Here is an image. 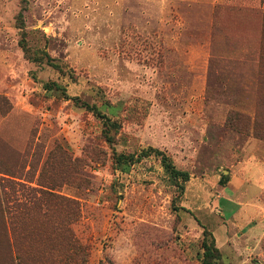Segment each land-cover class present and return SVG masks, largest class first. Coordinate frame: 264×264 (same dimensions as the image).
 I'll use <instances>...</instances> for the list:
<instances>
[{
	"label": "rangeland",
	"instance_id": "rangeland-1",
	"mask_svg": "<svg viewBox=\"0 0 264 264\" xmlns=\"http://www.w3.org/2000/svg\"><path fill=\"white\" fill-rule=\"evenodd\" d=\"M3 180L0 264H264V0H0Z\"/></svg>",
	"mask_w": 264,
	"mask_h": 264
},
{
	"label": "trees",
	"instance_id": "trees-1",
	"mask_svg": "<svg viewBox=\"0 0 264 264\" xmlns=\"http://www.w3.org/2000/svg\"><path fill=\"white\" fill-rule=\"evenodd\" d=\"M114 126H115V123H111L109 125V127H114ZM108 130L112 131L113 129H107V131L105 132V135L109 137L108 141L111 142L112 138L111 136H108ZM152 153L161 158L162 166L164 167L165 171L170 175L172 179H175V180L181 179L183 181H187L189 179L188 173L177 170L174 164L172 163L171 159L164 152L158 149H155V148H148L147 150H144L142 154H140L136 159L133 154H124V153L117 154L114 159L115 169L123 173H126L129 171L130 167L133 164H135L136 162L140 160L142 156H148ZM4 184H5L4 180L3 182H0L1 203L3 205L4 214L8 216L10 214V210H8L6 202L10 204L9 198H8L9 193L7 192L8 185L4 186ZM61 199H62L61 203L63 202L65 203V201L67 202L69 201L67 198H64V199L61 198ZM67 241H69L70 243V248L72 250L73 248L75 249V243H76L75 238L71 237ZM203 249H204L203 264H216L217 260L220 259L221 257V253L219 249L215 246L214 241L212 240L210 244L205 241L203 243ZM72 258H73V255L70 254L66 256L65 258H62V261L64 260L68 261L70 259V262H71Z\"/></svg>",
	"mask_w": 264,
	"mask_h": 264
},
{
	"label": "crops",
	"instance_id": "crops-1",
	"mask_svg": "<svg viewBox=\"0 0 264 264\" xmlns=\"http://www.w3.org/2000/svg\"><path fill=\"white\" fill-rule=\"evenodd\" d=\"M225 198H223V200H224ZM225 201H231L230 199H225Z\"/></svg>",
	"mask_w": 264,
	"mask_h": 264
}]
</instances>
